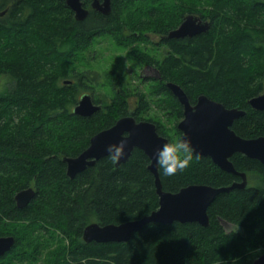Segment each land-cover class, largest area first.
<instances>
[{
    "label": "trees",
    "instance_id": "1",
    "mask_svg": "<svg viewBox=\"0 0 264 264\" xmlns=\"http://www.w3.org/2000/svg\"><path fill=\"white\" fill-rule=\"evenodd\" d=\"M110 8L108 15L90 11L75 21L61 0H0V237L14 238L0 264H252L264 254L258 160L233 154L247 185L214 198L207 226L149 223L125 242L100 243L83 241L87 225L137 220L158 208L150 161L135 148L118 166L108 155L69 178L62 159L78 156L93 135L130 112L174 140L182 109L169 82L191 103L204 95L243 110L231 126L238 136H264V111L248 105L264 92V0H111ZM188 14L208 21V29L183 40H150ZM98 47L123 52L138 81L144 66L155 68L160 80L140 81L143 91L131 88L120 57L101 56ZM107 57L112 65L103 64ZM86 93L100 110L81 117L73 108ZM158 175L171 193L240 181L195 155L183 172L164 176L158 169ZM27 188L34 196L19 208L14 197Z\"/></svg>",
    "mask_w": 264,
    "mask_h": 264
},
{
    "label": "water",
    "instance_id": "2",
    "mask_svg": "<svg viewBox=\"0 0 264 264\" xmlns=\"http://www.w3.org/2000/svg\"><path fill=\"white\" fill-rule=\"evenodd\" d=\"M62 1L74 12L76 20L81 21L87 16L88 11L83 8L80 0ZM110 5L111 0H92L91 3V7L102 15L110 13ZM3 14L4 12L0 13V15ZM207 28V21L189 14L177 28L169 31L165 38L191 37L207 30ZM166 87L183 107V118L176 127L180 133L190 139L194 149L193 155L209 157L221 170L240 177V181L227 187L189 185L176 193L163 191L155 153L169 140L156 132L153 123L136 122L132 115L128 114L116 120L110 128L92 136L88 147L78 156L64 157L62 160L66 165V175L73 178L87 166H92L96 160L108 156V147L119 145L124 139L126 143L124 155L116 162V166L126 161L135 148L142 150L150 161L147 168L154 177L158 208L140 219L120 224L91 223L83 229L82 239L84 242H125L132 233L141 230L144 225L149 223L172 224L179 222L207 226L209 223L207 209L214 198L220 193L229 192L232 189H243L247 185L245 173L238 172L230 161L233 154L240 153L264 164V136L243 138L231 128L234 120L245 114L243 110L226 108L223 104L204 95L198 96L195 104L191 105L180 86L169 82ZM248 105L254 110L264 111V92L249 99ZM98 110H100V105H95L92 102V96L86 93L79 98L73 108V113L81 117H89ZM125 134H127L126 138ZM33 196L34 190L27 188L18 192L14 200L17 207L22 208L30 202ZM221 222L225 223L222 220ZM13 244L12 236L0 237V257L10 251ZM252 264H264V254L258 256Z\"/></svg>",
    "mask_w": 264,
    "mask_h": 264
},
{
    "label": "clouds",
    "instance_id": "3",
    "mask_svg": "<svg viewBox=\"0 0 264 264\" xmlns=\"http://www.w3.org/2000/svg\"><path fill=\"white\" fill-rule=\"evenodd\" d=\"M127 134H125V138ZM126 147L125 140L122 139L119 145H110L107 149L109 159L116 163L124 155ZM194 149L191 146V141L183 133L176 137L171 142L163 144L162 148L157 150L156 164L161 174L164 176H173L183 172L190 165L193 159ZM198 158V157H197Z\"/></svg>",
    "mask_w": 264,
    "mask_h": 264
},
{
    "label": "rangeland",
    "instance_id": "4",
    "mask_svg": "<svg viewBox=\"0 0 264 264\" xmlns=\"http://www.w3.org/2000/svg\"><path fill=\"white\" fill-rule=\"evenodd\" d=\"M150 40L152 42H157L158 41V38L155 37V36H151L150 37ZM101 42H102V40H101ZM99 46L106 47V45H104V43H101V45L99 44ZM98 52H101V56H107V55L109 56L111 54H115L118 57H120L119 61H120L121 64H123L122 67H120V68H121V71H122L121 72V75L124 77V82L128 83L131 86V88L133 87V88L138 89L139 91H143V87L141 86L140 81H138L137 78H136V76H135V74L132 73V69H131L129 63L126 61V56L123 54V52H119L117 50L114 53H112L109 50H105L104 51V49H102L101 47H98L97 48L96 53H98ZM97 57L100 58V54H98ZM104 63H105V65L106 64H109V63H111V65H112L111 59L109 57H107L106 60H104L103 64ZM144 75L146 77H152L153 76V73L150 70H147V72H144ZM4 83H5V79H3V78L0 79V88L3 86ZM100 92H102V90H96L95 91L96 94L97 93H100ZM134 104H135V98L131 97L129 99V105H130V107L133 108L134 107ZM223 226H224V229L227 232L233 230V226L231 224H228V223L225 222L223 224Z\"/></svg>",
    "mask_w": 264,
    "mask_h": 264
},
{
    "label": "flooded vegetation",
    "instance_id": "5",
    "mask_svg": "<svg viewBox=\"0 0 264 264\" xmlns=\"http://www.w3.org/2000/svg\"><path fill=\"white\" fill-rule=\"evenodd\" d=\"M62 1V0H61ZM81 1V3H82V6H83V8L84 9H87V11H88V13L90 12V11H95V12H97V13H99V14H101L100 12H98L97 10H95V9H93L92 7H91V3H92V0H80ZM64 2V1H63ZM101 2V1H100ZM64 4H65V2H64ZM66 5V4H65ZM69 10H70V8H69ZM71 12H72V15H73V19L75 20V21H78V20H76L75 18H74V12L72 11V10H70ZM88 15V14H87ZM189 15V14H188ZM194 15V14H193ZM187 16V15H186ZM185 16V17H186ZM196 16H198V15H196ZM184 17V18H185ZM199 17V16H198ZM200 19H202L201 17H199ZM202 20H204V19H202ZM82 21V20H81ZM204 21H206V20H204ZM182 22V21H181ZM208 22V21H207ZM181 23H179L178 24V26L180 25ZM177 26V27H178ZM177 27H175V28H177ZM208 27H209V23H208ZM174 28V29H175ZM208 29V28H207ZM173 30V29H172ZM206 31V30H205ZM205 31H203V32H205ZM203 32H201V33H203ZM168 34V33H167ZM167 34H162V35H152V36H155V37H157L158 38V41H163V40H167L166 38H165V35H167ZM198 34H200V33H198ZM197 35V34H196ZM195 36V35H194ZM191 37H193V36H191ZM191 37H189V36H185V37H180V38H173V39H175V40H183V39H187V38H191ZM158 41L156 42V43H158ZM162 47V49H161V51L162 52H164V46L162 45L161 46ZM147 70H150L152 73H153V76L152 77H146L145 75H144V72H147ZM138 76L140 77V81L142 82V85H144V83H145V81L146 80H148V79H151V78H156V79H159L160 80V75H159V73H158V71L155 69V68H153V67H150V66H144V67H142V68H140L139 70H138ZM167 84V83H166ZM168 89V88H167ZM175 97V96H174ZM178 101V100H177ZM179 103V102H178ZM190 104L191 105H194L195 104V102L194 103H191L190 102ZM181 106V105H180ZM181 109H182V111H181V117L178 119V123L182 120V118H183V107L181 106ZM129 114H131V112L129 113ZM128 115V114H127ZM134 118V117H133ZM135 119V118H134ZM135 121L136 122H140V121H142V120H136L135 119ZM177 123V124H178ZM163 137H166V136H163ZM168 140H169V142H171V139L170 138H168V137H166Z\"/></svg>",
    "mask_w": 264,
    "mask_h": 264
},
{
    "label": "bare ground",
    "instance_id": "6",
    "mask_svg": "<svg viewBox=\"0 0 264 264\" xmlns=\"http://www.w3.org/2000/svg\"><path fill=\"white\" fill-rule=\"evenodd\" d=\"M93 136H94V135H93ZM91 138H92V137H91ZM91 138H90V139H91ZM89 141H90V140H89ZM87 147H88V146H87Z\"/></svg>",
    "mask_w": 264,
    "mask_h": 264
}]
</instances>
